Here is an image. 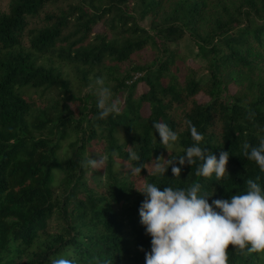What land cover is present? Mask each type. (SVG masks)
<instances>
[{
  "label": "trees",
  "instance_id": "1",
  "mask_svg": "<svg viewBox=\"0 0 264 264\" xmlns=\"http://www.w3.org/2000/svg\"><path fill=\"white\" fill-rule=\"evenodd\" d=\"M207 1L11 0L0 13V264L60 257L145 264L151 237L140 223L144 196L135 190L142 178L161 190L199 182L214 193L210 204L243 194L248 179L260 177L264 188V173L242 151L243 143L264 137V0ZM58 3L65 7L29 28ZM147 19L150 30L139 25ZM186 35L193 54L180 50ZM144 50L157 53L149 65L140 62ZM101 76L114 96L125 92L120 114L106 120L96 119L92 92L74 94ZM185 120L217 159L229 152V177L204 179L187 163L180 178L171 166L164 177L143 168L141 177L132 175V163L170 158L154 122L179 134L171 155H183L193 143ZM98 146L109 156L104 169L81 168ZM128 147L139 162L126 164ZM90 171L98 182L87 180ZM228 255L229 264H264V253L242 255L230 246Z\"/></svg>",
  "mask_w": 264,
  "mask_h": 264
},
{
  "label": "clouds",
  "instance_id": "2",
  "mask_svg": "<svg viewBox=\"0 0 264 264\" xmlns=\"http://www.w3.org/2000/svg\"><path fill=\"white\" fill-rule=\"evenodd\" d=\"M90 91L96 97L97 120L115 118L121 112L120 100L113 99V92L106 86L103 76L95 79ZM255 113L249 112L252 120ZM184 124L190 132L192 145L183 149V155H171L179 144V134L168 124L154 122L152 127L159 134L161 145L170 158L156 157L150 164L132 167L131 173L140 176L146 169L148 176L164 177L171 166L174 178H180L181 169L187 163L196 166L195 175L204 179L215 176L217 181L229 177L227 164L229 152L221 151L219 158L201 147L205 140L191 120ZM264 131V130H262ZM128 162H139L141 156L134 147H128ZM243 155L264 173V137L257 145L248 142L242 145ZM113 159H119L116 151ZM109 156L82 160L83 169L101 170L107 165ZM179 165V167L177 166ZM260 177L246 181V191L235 194L230 199H215L214 195L203 190L199 182L187 188L165 186L142 178L137 189L144 196L139 207L140 223L146 235L151 237V250L145 253V264H229V247L240 254L264 253V188ZM143 250V249H141ZM95 264H111L108 259L101 261L93 257ZM50 264H76L74 259L64 257L52 259Z\"/></svg>",
  "mask_w": 264,
  "mask_h": 264
},
{
  "label": "rangeland",
  "instance_id": "3",
  "mask_svg": "<svg viewBox=\"0 0 264 264\" xmlns=\"http://www.w3.org/2000/svg\"><path fill=\"white\" fill-rule=\"evenodd\" d=\"M174 2V0H169V4L172 5ZM217 2V0H208L207 3L210 6H213L215 3ZM11 4V0H0V13H7L9 11V7ZM58 7H65L64 4L58 3V4H53V5H49L47 7L44 8V12L41 13L39 18H33L30 19V24H29V28L35 27V26H39L41 25V18L43 17L45 12H53L55 11ZM139 25L145 29L150 30L149 27V19H147L146 21L143 22H139ZM179 46H180V50L184 53L187 54H193L194 52L197 51V49L195 48V43L193 42V40L190 38L189 35H186L183 39H181V41L179 42ZM157 56V53L153 50H144L141 52V61L144 64L146 63V65H149L154 58ZM135 65V63H126L123 66L124 72L123 75L131 69V67H133ZM139 75V74H138ZM138 75H135V77H137ZM90 86L94 87V83H90L88 85L85 84H81L79 86H77L74 90V94L76 96H78L80 99H83L85 95L87 94H91L90 91ZM141 89H143V86L140 85L138 87V91H140ZM113 99H119L120 100V106H122L124 100H125V92H120V93H116V95L114 96L113 94ZM207 99L203 98V97H199V101H206ZM78 105L80 106L81 103H78ZM72 109L74 111H76V109L74 107H72ZM188 108H185V110H187ZM180 112V111H179ZM179 112L176 113V115H179ZM87 157L93 158V159H98L100 157H102V148H100L98 146V148H91L88 153L86 154ZM87 180L92 181V182H98L95 177L94 174L90 171L87 173Z\"/></svg>",
  "mask_w": 264,
  "mask_h": 264
}]
</instances>
